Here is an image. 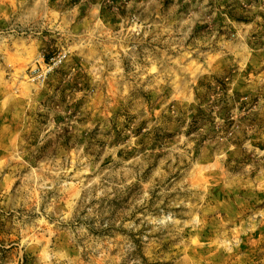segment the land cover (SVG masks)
Listing matches in <instances>:
<instances>
[{
	"label": "rangeland",
	"instance_id": "374dc122",
	"mask_svg": "<svg viewBox=\"0 0 264 264\" xmlns=\"http://www.w3.org/2000/svg\"><path fill=\"white\" fill-rule=\"evenodd\" d=\"M0 264H264V0H0Z\"/></svg>",
	"mask_w": 264,
	"mask_h": 264
}]
</instances>
